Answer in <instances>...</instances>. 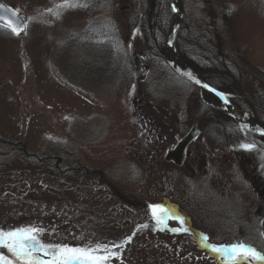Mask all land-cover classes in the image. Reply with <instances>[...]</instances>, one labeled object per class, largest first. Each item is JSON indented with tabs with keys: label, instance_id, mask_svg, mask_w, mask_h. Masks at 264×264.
Wrapping results in <instances>:
<instances>
[{
	"label": "rangeland",
	"instance_id": "obj_1",
	"mask_svg": "<svg viewBox=\"0 0 264 264\" xmlns=\"http://www.w3.org/2000/svg\"><path fill=\"white\" fill-rule=\"evenodd\" d=\"M2 1L27 28L0 26V231L33 227L44 244L107 245L118 253L108 264H228L204 235L264 254V135L241 131L207 104L218 105L215 96L169 68L167 0H69L76 7L58 16L48 9L63 0ZM180 3L182 66L244 94L264 125V0ZM194 125L182 165L166 161ZM153 204L183 223L157 225Z\"/></svg>",
	"mask_w": 264,
	"mask_h": 264
},
{
	"label": "snow or ice",
	"instance_id": "obj_2",
	"mask_svg": "<svg viewBox=\"0 0 264 264\" xmlns=\"http://www.w3.org/2000/svg\"><path fill=\"white\" fill-rule=\"evenodd\" d=\"M69 7H76V5L70 3L69 0H63V3L49 8L48 11L58 16L59 9ZM3 11H11V18L5 17L2 14ZM0 20L6 22L7 28L14 35H20L27 28V25L23 24L22 18L18 16L16 11L5 9L3 5H0ZM189 79L194 78L189 75ZM195 82L197 84L201 83L199 80ZM202 87L207 88L209 86L203 84ZM210 90L214 91V89ZM217 95H220L222 99H226L222 93H217ZM241 147L245 150H252L255 146L253 144H242ZM148 207L157 225L162 224L166 217L179 219L181 224L183 223L182 218L173 217L171 211L160 204H153ZM41 231V229L33 227L15 229L10 232L0 231V247L7 249L11 257L15 258L13 260L9 256L0 253V264H15V261H20L22 264H108V261L112 257L118 255V253L111 251V248L107 245L101 244L89 248H70L67 245L44 244L37 237V233ZM172 231L186 232L188 229L174 228ZM130 240L131 237H128L121 244H114L112 247L120 248L123 246V243H127ZM201 240L212 252L218 254L228 264H235L238 260L244 262H248L249 260L264 261V254L243 243L217 246L215 244H208V237L206 235L201 236ZM37 252L50 257V259L48 261L42 260L39 256L34 255Z\"/></svg>",
	"mask_w": 264,
	"mask_h": 264
},
{
	"label": "water",
	"instance_id": "obj_3",
	"mask_svg": "<svg viewBox=\"0 0 264 264\" xmlns=\"http://www.w3.org/2000/svg\"><path fill=\"white\" fill-rule=\"evenodd\" d=\"M170 8L172 10V21L171 25L169 27V30L167 32L166 38H165V43H164V56L166 63L169 65V67L176 72L178 75L183 77L184 79L188 80L190 83H192L195 86H198L201 88L203 91H207L214 96H216L219 100V104L215 105L210 103L212 106H214L218 111L224 112L225 114L229 115L232 117L238 124L240 128L244 127L248 122H255L258 126V133H264V126L260 123L258 118L255 116V109L253 105L250 103V101L247 99V97L242 94V93H237V94H229L227 92L218 90L208 82H206L202 77L201 73L196 74L193 73L186 68L182 66L180 61L178 60L176 50H175V38L178 33V30L181 26L182 23V18H183V9L182 5L180 3V0H167ZM0 5H3L5 9H10L14 10L12 7L4 3L2 0H0ZM175 9V11H173ZM17 12V11H16ZM2 14L7 17L11 18V11H3ZM18 14V12H17ZM19 17H21L18 14ZM22 18V17H21ZM22 22L24 24V19L22 18ZM0 26H3L7 28L6 22L0 20ZM8 29V28H7ZM138 62V60H136ZM189 75L193 77L194 79H189ZM199 80L201 83L197 84L195 81ZM203 84L208 85L209 87H202ZM210 89H214L210 90ZM217 93H222L223 96L226 99H222L220 95H217ZM236 97L238 99L243 100L247 106L249 107L250 111L253 114V117L250 119H243V117L239 116L238 113L235 111L234 107L232 106L230 102V97ZM199 135V130L197 129L196 125H194L190 131L177 143L175 148L172 150H169L165 156L166 161H171L174 164L181 166L183 161H184V156H185V151L188 147V145L195 140Z\"/></svg>",
	"mask_w": 264,
	"mask_h": 264
},
{
	"label": "bare ground",
	"instance_id": "obj_4",
	"mask_svg": "<svg viewBox=\"0 0 264 264\" xmlns=\"http://www.w3.org/2000/svg\"><path fill=\"white\" fill-rule=\"evenodd\" d=\"M168 2V1H167ZM198 87V86H197ZM199 88V87H198ZM200 89V92L203 94V90L201 88ZM234 97H230V101H232ZM244 103V102H243ZM210 107H212V109H215L217 110L214 106H212L210 103H207ZM235 111L238 113L239 116L243 117V119H250L253 117V114L251 112V114L247 111H241L237 108H235ZM218 111V110H217ZM257 130H258V126L255 122H248L245 126V132H248V133H252V134H256L257 133Z\"/></svg>",
	"mask_w": 264,
	"mask_h": 264
},
{
	"label": "trees",
	"instance_id": "obj_5",
	"mask_svg": "<svg viewBox=\"0 0 264 264\" xmlns=\"http://www.w3.org/2000/svg\"><path fill=\"white\" fill-rule=\"evenodd\" d=\"M0 141L1 142H4L2 139H0ZM22 151L24 152V153H26V154H28L29 155V153L26 151V149H25V147H23L22 148ZM58 158H56V164L58 165V160H57ZM74 170L75 171H77V173L79 174V175H86V170H85V168L84 167H80L79 165H77L75 168H74ZM61 178V177H60Z\"/></svg>",
	"mask_w": 264,
	"mask_h": 264
},
{
	"label": "flooded vegetation",
	"instance_id": "obj_6",
	"mask_svg": "<svg viewBox=\"0 0 264 264\" xmlns=\"http://www.w3.org/2000/svg\"><path fill=\"white\" fill-rule=\"evenodd\" d=\"M139 68V67H138Z\"/></svg>",
	"mask_w": 264,
	"mask_h": 264
}]
</instances>
